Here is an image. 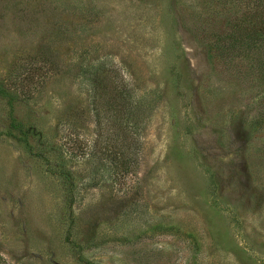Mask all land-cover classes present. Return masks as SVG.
Here are the masks:
<instances>
[{
  "label": "rangeland",
  "instance_id": "1",
  "mask_svg": "<svg viewBox=\"0 0 264 264\" xmlns=\"http://www.w3.org/2000/svg\"><path fill=\"white\" fill-rule=\"evenodd\" d=\"M246 1L0 0V264H264Z\"/></svg>",
  "mask_w": 264,
  "mask_h": 264
},
{
  "label": "trees",
  "instance_id": "2",
  "mask_svg": "<svg viewBox=\"0 0 264 264\" xmlns=\"http://www.w3.org/2000/svg\"><path fill=\"white\" fill-rule=\"evenodd\" d=\"M249 3H253L254 7H255L256 15L252 16L250 18L252 20H254V24H257V30H258L257 32H258V34L255 31H251V34L248 33V31L246 33H244V32H242V30L240 28H238L239 26H236V25L232 26V30H233L235 36H237V35L242 36V35L245 34L242 37V39H238V40L239 41L242 40L240 42V45L241 46H246V47H249L250 46L249 44L254 45V43L264 41V22H263L262 25L261 24L259 25V23H258L259 20L257 18V17L262 16V9L264 8V0H247L245 5H247ZM228 30L232 33V31L230 30L229 27H228ZM82 262L84 264H91L90 262H88L86 260H83Z\"/></svg>",
  "mask_w": 264,
  "mask_h": 264
}]
</instances>
